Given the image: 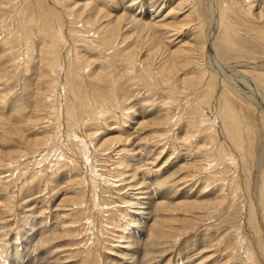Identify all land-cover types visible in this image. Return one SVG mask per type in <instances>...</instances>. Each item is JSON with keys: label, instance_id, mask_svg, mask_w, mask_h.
<instances>
[{"label": "rangeland", "instance_id": "obj_1", "mask_svg": "<svg viewBox=\"0 0 264 264\" xmlns=\"http://www.w3.org/2000/svg\"><path fill=\"white\" fill-rule=\"evenodd\" d=\"M62 1L66 9L78 3L76 9L83 3ZM85 1L112 13L111 19L126 10L137 20L155 23L183 0ZM231 1L217 0L213 36L214 47L220 48L222 55L217 70L231 80L242 72L247 81L242 87L244 93L248 91L246 96L255 91L256 96L261 94L263 98L264 37L260 32L264 33V18L258 16L264 11V0H258L259 6L251 13L247 0ZM24 4L31 7L28 1ZM206 8L208 0H188L176 13V20L186 22L185 29L177 37L161 38L164 46L174 50L186 41L192 44L200 29L212 30ZM36 12L41 20L51 17L50 11ZM244 19L252 29L245 28ZM39 30L31 28L32 39L26 48L21 47L22 42L14 43L13 49L0 57V63L9 67L0 80V235L5 233L0 237V256L4 257L5 249L9 253L15 246L17 249L15 257L12 254L6 261L0 257V264H264V226L255 233L247 215L249 203H254L255 210L260 211L258 220L264 221V199L256 196L264 190V104L257 99L263 107H258V112L224 84L233 107L241 112L243 130L250 132V144L242 131L243 151L230 150V162L221 164L219 158H223L227 146H219L229 138L211 105L196 107L204 88L197 95H187L182 89H173L165 79L150 87L125 80L128 78L122 77L123 67H118L112 58L111 67L104 62L101 65L100 55L108 58L111 51L104 55L97 50L96 56V50L86 49L91 37L85 34V42L72 39L70 46L59 43L62 55L57 51L56 56L61 62L53 73L58 88L54 86L46 92L40 86L42 90L38 91L43 70L39 50L44 41ZM4 34L9 35L7 31ZM2 38L0 32V53L5 48H1ZM142 42L130 32V52L140 49L139 57H143L146 44L143 46ZM72 48L77 55L94 60L96 70L121 79L106 84L87 77L86 83L77 85L65 63ZM204 52L196 50L190 65L179 68L177 75L199 76L206 68L209 71ZM11 54L17 55L14 63L7 60ZM17 63L16 70L10 67ZM238 64L249 67L244 69ZM212 74L216 80V73ZM71 91L77 94L76 98L71 97ZM39 92L45 93L47 99L42 111L35 112ZM254 98L251 97L253 102ZM82 100L86 106H82ZM194 108L202 110L199 122L192 117ZM162 119H167L165 125ZM17 129H21L22 137L13 132ZM43 137L53 141L49 148L37 150L25 141ZM112 138L118 142L111 143ZM123 140L128 143L123 145ZM210 149L214 154L202 157ZM252 194L256 197L253 203ZM8 197L11 201L7 202ZM146 197L163 205L145 209L147 205L143 203L149 202ZM195 201L202 207H186L185 203ZM142 211L149 213L143 215L149 218L138 222L136 217ZM141 232L138 245L125 248L126 237L133 239L131 234ZM134 249L138 252L134 253Z\"/></svg>", "mask_w": 264, "mask_h": 264}, {"label": "bare ground", "instance_id": "obj_2", "mask_svg": "<svg viewBox=\"0 0 264 264\" xmlns=\"http://www.w3.org/2000/svg\"><path fill=\"white\" fill-rule=\"evenodd\" d=\"M25 1L29 2V4L31 5L30 8L26 7V5L24 4ZM78 1L79 0H75L74 3L78 2ZM82 1H83V3L80 6H78V8L75 9V7H77V4H78V3H76L75 6L66 9V5L63 4L62 0H0V32H2V34H3L1 48L5 47V48H3V52L0 53V57H1V55L5 54V52L7 50L13 49L12 46L14 43L22 42L23 44L22 43H20V44L23 45L21 47L24 49L26 44L31 42L30 41L32 39L31 38L32 37L31 36V28L33 27V28L37 29V31H38V29H40L39 31H41V33L43 35V40H44L43 45L39 50V59H40V64L42 65L43 70H42L41 77L38 80L39 85H37V90L41 91L42 88H40V86H42L43 91L46 90V92H47V91L51 90L56 85L55 84L56 82L54 81L55 75L53 73H56V70L60 65L59 61L61 62V60H58V57L56 56L57 51L59 52V46L61 45V44L59 45V43L62 42V44H67L70 46V43H73V41L71 42L72 39H80L79 41L85 42L86 38L84 39L83 36H85V34H87L86 37L87 38L91 37V38L88 41H86L87 42L86 44L89 46H87V48L86 47L85 48L89 49L93 52H94V50H96L95 54L97 53V50L99 51V53H101V54L103 53L104 55L106 54L107 51H111L109 53L110 57H108V58L106 55H105V57L100 55V57L102 58L101 65L103 66V64L106 63L108 66L111 67L115 62V63H117L118 67L122 66L123 70H124L122 77L128 78L125 80H133L135 82H139L143 86L150 87V86H153L154 82H156V84H158L160 81L165 79V80H167L168 84H170L172 86L173 89H176V90L182 89L183 91L187 92V95H197V94L201 93V91H199V90L204 88L203 89L204 91L202 92L203 94L202 95L200 94L201 96H199L200 104L198 103L199 105L197 104L196 107L197 108L199 106L209 107V105H211L213 107L214 114L216 115V117H218L221 120V122L223 124L224 134L226 135L227 139L229 138L228 140L225 138L228 141V142H226L227 145L225 142H221L220 146H219L222 148H224V146L225 147L227 146L226 149L223 150V152L225 154V155H223V158L217 157V158H219V161H221V164H225L226 161L230 162L228 160V158H230V160H231V156H232V152L230 150H233L234 148H238L239 151L240 150L243 151L242 149L244 147L243 146L244 141H242V138L240 136V135H242V131H244L245 135L247 136V144H248V142L250 144V141L248 140L249 139L248 134H250V132L248 133L247 129L243 130L241 112L239 110L236 111L235 108L233 107L231 101L229 100V98L227 96V94H229V93H228L227 89L225 88V85L228 84L229 87L233 90V92L235 91L236 93H238V95H242L246 99V101L251 103L256 108H258V107L263 108L262 106H260L262 104H260L259 100L261 101V103L264 104V102H263L264 95H263V98L260 97L261 94L258 97V96H256L258 93L255 94L256 93L255 91H253V93H252V91H250L252 93V95L250 93V96H248L249 95V93H248V95L246 96V93L248 91L244 93V89L242 87L244 86L245 83H247V81L245 79L246 78L245 76H244L245 78L242 77V75H243L242 72H241L242 75L238 74L236 79L231 80V79L223 77L224 75L222 76L220 74V72H218V70H217L218 67L221 66L220 65L221 64L220 58L222 57V55L220 54V51L218 50L220 48L216 49L214 47L215 43H214V36H213L214 26L216 27V25H215V20H216V16H217L216 14L218 11L217 0H208V8H206L209 10L208 13L210 14L209 15V21L213 23L211 25V26H213L212 30L200 29L201 31L200 32L198 31L199 33H196L197 34L196 36L194 34L192 44L191 43L189 44L186 41L184 44L182 43L183 45L179 44L180 46H177V48L174 50H168L167 49L168 47L166 48L164 46V44L162 43L161 38H163V39L165 38L168 40L169 38H172L173 36L177 37L178 34L183 32L182 29H185L184 27L186 25V22L184 20L183 21L176 20V18H177L176 13L179 10L181 11L182 6L186 2H188V0H183L182 2L180 1L181 3L179 2V4L177 3L178 5L175 8L173 7L174 9H171V10L169 9V11H167L168 13L166 12V15L164 14V17L162 16L163 20H161L162 19V17H161V19H159L161 21L160 22L156 21L157 23L156 22L155 23H149V22H145L142 20H137V18L133 17L134 15L131 16L128 13H125L126 10H124L125 12L123 11V13H121L118 17L111 19L112 13L106 12V11L103 12V10H101L98 6L93 4V2H89V1H85V0H82ZM231 2H230V4H231ZM115 3H117V2H115ZM233 4L231 6H233ZM259 4L260 3L258 0H247V5H248L247 10H249V12L251 13V9L258 7ZM117 5H116V7H118ZM227 5H225V6H227ZM263 5H264V3H263ZM231 6H228V7H231ZM234 7L237 8V6H234ZM38 9H43L44 11H50L51 17H48V19H46V20H41L38 16V13L36 12V10H38ZM237 10H238V8H237ZM234 11H236V10H234ZM232 14H234V13H232ZM177 15H178V13H177ZM234 15H236V14H234ZM69 17H71V19L69 20L70 22H68V24L70 26H68V28H67L66 23H67V19ZM199 17H201V16H199ZM258 18L259 19L264 18V11L263 10L260 11ZM144 19H146V18H144ZM239 19H240V17H239ZM244 22L246 23L245 28L247 30L252 29L251 25L249 24V22L247 20L244 19ZM201 24H199V25H201ZM76 27H80L79 28L80 30H74V28H76ZM130 28H132V29L130 30ZM197 28H196V30H197ZM262 29L264 30V26ZM6 31L9 33L8 36H6L4 34V32H6ZM59 32H60V34H59ZM130 32H131V35L134 36V38H137L139 40L140 39L143 40L142 45L145 42L146 48L144 47L145 48V55L143 57H139V55H140L139 52H141L140 49L139 50L136 49L133 52H130ZM260 34H262L264 37V33L260 32ZM191 35H192V33H191ZM46 40L50 43L49 45L46 42ZM82 45L85 46V44H82ZM74 49H73L72 53L69 54V59L65 63H66V67H67L66 69L71 74L72 79L75 81V83L77 85L81 84L83 82L86 83L85 79L87 77L94 82L106 83V84L107 83H114L115 81L121 79V77H118L112 73L108 74L107 72L104 73L101 70H99V71L96 70L94 60L93 61L90 60V57H87V56L77 55L74 52L75 51ZM196 50H198L199 52L206 51L207 59H208L207 66H208L209 71L206 72L207 68L205 67L206 68L205 72L204 71H203L204 73L199 72V74L202 73L201 75L198 74L199 76H197L196 74H195V76H186V77H181V76L177 75L179 68L184 69L186 66L188 67L190 65V62H191L192 57H193V53L196 52ZM85 52H86V50L84 51V53ZM221 52H222V50H221ZM97 54H96V56H97ZM88 55H91V54L89 53ZM16 56L13 57L11 54L7 58V60L14 63L16 61V58H15ZM67 56H68V54H67ZM12 57H13V59H12ZM37 57H38V55H37ZM91 57H92V55H91ZM18 58H19V55H18ZM111 58L114 60V62L112 60H109ZM141 58H142V60H141ZM204 58H205V56H204ZM91 59H93V58H91ZM94 59H96V58H94ZM155 59H158V62H157L158 65L154 63V61H156ZM63 60H64V58H63ZM194 63H195V61H194ZM18 65L19 64L17 63V64H14L13 66H10V67H12L13 69L16 70V66H18ZM96 66H97V63H96ZM238 66H240L241 68H244V69L249 67V66H246L243 64H238ZM70 67L72 69H70ZM193 67H194V65H193ZM198 67H199V64H198ZM257 67H261V66H256V68ZM263 67H264V65H263ZM8 68H9L8 66H3L0 63V80L4 79V76H6L5 74L9 70ZM250 68H253V67H250ZM73 69L75 70V72L73 71ZM197 70L200 71L199 69H197ZM242 71H244V70H242ZM253 72H255V71H253ZM212 73H216V77H217L216 80H218L219 85L214 84L216 82V80L213 77L214 74H212ZM238 73H240V72H238ZM51 74L53 75V78H52ZM263 77H264V75H263ZM213 78H214L215 82L213 81ZM72 79H71V81H72ZM67 80L68 79H66V81ZM68 82H70V81H68ZM67 84L69 86L71 85L70 83H67ZM68 85H65V86H68ZM250 85H252V84H250ZM55 87H57V86H55ZM252 88H255V87L253 86ZM167 89L168 88H166V90ZM249 89H251V88H249ZM77 91H78V89H77ZM256 91H261V90L258 89ZM69 93H70L71 97H75L77 95L73 91H71ZM39 95H40V97H38L37 99H39L40 101L37 100L38 104L36 107L34 106L35 112L42 111L43 103H45L44 99H47V96H46V98H44L45 93L44 94L40 93ZM53 95H54V93H53ZM251 97L256 98V99L254 98L255 102H253ZM0 98H2V96H0ZM257 99H259V100H257ZM100 100L104 101L105 98L100 97ZM83 102H86V101L82 100L83 105L82 104L81 105L86 106L85 103H83ZM173 102H175V101H171L172 105L175 104V103L173 104ZM77 104H78V102H77ZM81 105H80V107H81ZM76 106H78V105H76ZM197 108H194V111L196 113L193 114V112H192V114H193L192 117H196L197 120L195 119V121L199 122L201 115H202V110H201V108L197 110ZM259 108L257 109L258 112L260 110ZM77 109H79V108H77ZM160 121L163 125H165L167 123V119L166 120L162 119ZM144 124H145V122H144ZM13 132H16L17 135H20V137H22L21 136V132H22L21 129H17L16 131H13ZM4 136H5V134H4ZM37 137H39V136L37 135ZM221 137H222V135H221ZM48 140L49 139H46L43 137V138H32V140H25V141L27 142V146H33L37 150H39V149H42L44 147H46V148L50 147V145L53 141L52 140L48 141ZM110 142L111 143H117L118 140H116L114 138ZM122 143H123V145L124 144L126 145L128 143V140H123ZM228 143H231V145H229ZM263 151H264V149H263ZM210 153L214 154V152L210 149V150H207V152L205 151L204 153H202V157L208 158V156L211 155ZM23 154H25V153H23ZM229 154H230V157H229ZM45 157L47 159L49 156L48 157L45 156ZM45 157H44V159H45ZM211 157H213V156H211ZM242 157H243V155H241V158ZM12 159H13V157H12ZM41 160H43V159H41ZM12 163H13V160H12ZM127 163H128V161H127ZM49 164H51V163H49ZM208 164L209 163L206 162V165H208ZM221 164L219 163L217 165L220 166ZM180 168H181V166H180ZM226 169L224 168V170H226ZM249 188L251 190L250 186H249ZM142 194H144V193H142ZM148 194L150 195V193H148ZM256 196L257 197L260 196L261 199H264V190L257 193ZM251 197L252 198H250V199L253 203L254 202L253 199L256 197L254 196V194H252ZM146 198L149 199V202L145 201V203H143V205H147V208H145V209H148L151 205H153L155 209H156V207H160L163 205L162 202H159V203L156 202V200L154 198H151V197H146ZM146 198H145V200H147ZM8 201H11L9 197L7 198V202ZM221 202H223V199L221 200ZM156 203H158L157 206H156ZM196 203H198V202L195 201V202H190V203H185V204L187 205L186 207H188V208L189 207H195V208H201L202 207V206H200L201 204L197 205ZM202 204H205V203L202 202ZM249 206H250V208L247 209L248 210L247 215H248V220H249L248 224H249L250 228L252 226L255 233L260 232L261 231V225L264 226L263 218L261 219V217H263V216H260V219H261V223H260V221L258 220V218H259L258 212H260V211L257 208L255 210L254 203H253V205L251 203H249ZM261 213H262V215H264L263 211H261ZM143 215H149V213H145L144 211L140 212L139 216L136 217L138 222L141 219L147 220L149 218V216H147V218H145V217H143ZM140 230H143V229H140ZM2 234L3 235H0V237L5 236L4 232ZM141 234H142V232L137 233V234L134 233L133 235L131 234V236H133V239H132V237H126V239H128V240L126 243L127 246L125 248L129 247L130 245L131 246H133V245L137 246L139 243L138 238ZM39 241H41V240H39ZM5 250H6V252H5L4 257L0 256L3 261H6L8 258H11L12 254L14 257L17 255L16 246H15V249L13 250V253H12V251L9 253L8 249H5ZM133 251H134V253L138 252L137 249H134ZM133 251H132V253H133ZM132 253L129 256H132L134 254V253L133 254ZM130 260L132 261V257L130 258Z\"/></svg>", "mask_w": 264, "mask_h": 264}]
</instances>
